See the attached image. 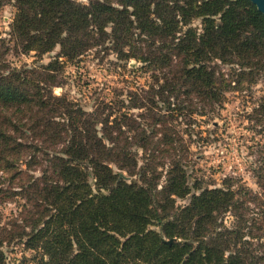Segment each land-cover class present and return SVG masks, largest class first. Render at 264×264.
I'll return each instance as SVG.
<instances>
[{"label":"trees","instance_id":"16d2710c","mask_svg":"<svg viewBox=\"0 0 264 264\" xmlns=\"http://www.w3.org/2000/svg\"><path fill=\"white\" fill-rule=\"evenodd\" d=\"M9 1L14 47L38 57L58 52L46 65L21 69H6L0 52V204L21 208L10 228H0V264H8L5 243L23 245L34 264H264V221L253 235L230 186L191 188L175 160L158 189L160 165H153L156 152L177 155L182 144L168 122L175 112L219 103L232 80H264V17L256 7L249 0ZM92 49L162 74L148 101L134 103L152 128L125 112L110 121L112 111L102 112L110 104L87 111L66 93L54 95L65 84L61 74L81 68ZM219 65L231 68L227 79ZM257 111L263 121L264 96ZM228 212L239 220L233 227L224 224Z\"/></svg>","mask_w":264,"mask_h":264},{"label":"rangeland","instance_id":"374dc122","mask_svg":"<svg viewBox=\"0 0 264 264\" xmlns=\"http://www.w3.org/2000/svg\"><path fill=\"white\" fill-rule=\"evenodd\" d=\"M77 1L87 4L89 0ZM14 13L13 2L0 0V52L3 53L2 62L6 69L46 65L58 50L38 57L34 52L23 53L15 48L14 39L10 35ZM193 25L196 26V22ZM96 52L97 49L89 51L78 70L71 66L61 74L65 84L53 88L54 95L66 93L70 99L79 101L87 111H92L98 101L110 104L111 110L109 107L102 110L104 114L112 111L110 121L125 112L147 126L146 129L152 128L151 120L144 115L146 111L135 107L134 103L148 101L146 92L150 91V86L155 85L154 76L162 74L144 69V64L134 58L119 61L111 50ZM219 69L227 79L231 68L219 65ZM229 85L222 87L224 92L219 103H198L196 107L189 105L181 111L180 116L175 112L168 122L178 133L182 144L176 150L177 155H161L156 152L153 165H160L157 168L160 172L158 189L164 187L166 171L175 160L185 164L187 183L191 188L225 189L230 186L237 199L242 202L240 213L250 226L254 222L251 233L259 236L257 228L264 221L261 215L264 209V187L260 185L264 182V120L259 121L261 116L257 110L260 99L264 96V80L254 76L240 86L236 85L235 80ZM151 98L158 102L157 97ZM141 113L143 118L140 117ZM156 127H159L158 124ZM159 136L160 134L156 137ZM136 150L140 164L143 152ZM120 175L131 181L129 176L119 174V178ZM188 202L189 200H176V206L186 205ZM20 210L16 202L1 203L0 228H8ZM223 221L227 227L239 223L232 212L226 213ZM2 250L8 264H19L24 258L29 260L27 264H34V254L25 250L21 244L5 243Z\"/></svg>","mask_w":264,"mask_h":264},{"label":"water","instance_id":"95a60500","mask_svg":"<svg viewBox=\"0 0 264 264\" xmlns=\"http://www.w3.org/2000/svg\"><path fill=\"white\" fill-rule=\"evenodd\" d=\"M251 4H253L257 11L261 13L264 17V0H249ZM120 178H124L123 175H120Z\"/></svg>","mask_w":264,"mask_h":264}]
</instances>
